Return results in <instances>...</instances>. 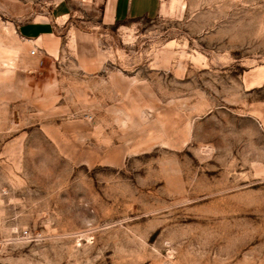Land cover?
Instances as JSON below:
<instances>
[{
	"label": "rangeland",
	"instance_id": "374dc122",
	"mask_svg": "<svg viewBox=\"0 0 264 264\" xmlns=\"http://www.w3.org/2000/svg\"><path fill=\"white\" fill-rule=\"evenodd\" d=\"M51 1L0 0V264H264V0L76 7L31 90Z\"/></svg>",
	"mask_w": 264,
	"mask_h": 264
},
{
	"label": "crops",
	"instance_id": "0c3cea01",
	"mask_svg": "<svg viewBox=\"0 0 264 264\" xmlns=\"http://www.w3.org/2000/svg\"><path fill=\"white\" fill-rule=\"evenodd\" d=\"M51 5L53 8L50 11L43 9L41 13L32 12L31 19L13 23L23 56L15 69L20 70V75L31 90L35 82L39 84V75L36 64L29 61L30 51L36 48L41 56H57L61 47L59 28L73 17L76 7L98 11L106 24L157 18L161 10V0H52ZM51 80L48 79L49 83Z\"/></svg>",
	"mask_w": 264,
	"mask_h": 264
},
{
	"label": "built area",
	"instance_id": "2783aa9c",
	"mask_svg": "<svg viewBox=\"0 0 264 264\" xmlns=\"http://www.w3.org/2000/svg\"><path fill=\"white\" fill-rule=\"evenodd\" d=\"M30 55L33 56V57H38L39 52H38V50L36 48H34V49H32L30 51Z\"/></svg>",
	"mask_w": 264,
	"mask_h": 264
}]
</instances>
